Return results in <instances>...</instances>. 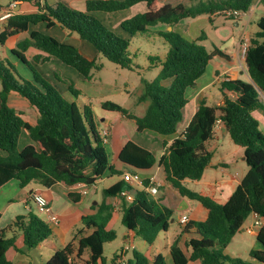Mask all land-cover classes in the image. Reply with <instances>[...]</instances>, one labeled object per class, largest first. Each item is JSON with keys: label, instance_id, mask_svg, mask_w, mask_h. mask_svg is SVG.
<instances>
[{"label": "trees", "instance_id": "obj_1", "mask_svg": "<svg viewBox=\"0 0 264 264\" xmlns=\"http://www.w3.org/2000/svg\"><path fill=\"white\" fill-rule=\"evenodd\" d=\"M17 1L29 2L36 11L14 13L7 19L0 32V45L11 36L27 32L31 25L42 23L48 28L58 25L68 34L88 42L97 52L95 57L88 58L77 47L33 30L11 50L14 58L28 71L29 78L24 77L9 60L0 59V151L3 153L0 154V187L10 180H17L20 188L29 184L50 188L57 183L90 187L106 171L118 175L109 165L105 142L95 128L90 107L80 108L75 101L64 98L33 64L55 58L86 81L92 80L93 71L101 69L102 65L97 63L99 56L121 68L131 69L129 38L114 33L92 13L118 12L145 3L146 11L119 24L121 30L133 36L147 33L157 24L173 28L183 19L202 15H208L212 20L214 13L234 20L233 11L246 13L252 4V0H87L85 10L78 11L63 3L47 5L41 0ZM255 24L257 31L249 39L243 61V69L251 82L239 78L220 81L218 89L223 97L222 103L209 106L202 101L180 136L170 143L163 142V154L159 158L132 141H127L118 155V160L130 167L129 172L148 170L154 165L163 167L166 182L178 195L196 201L206 211L205 220H190L180 225L179 234L169 247L172 264H187L189 261L264 264V226L256 235L261 249L249 253L254 262L230 258L224 253L250 215L264 220V135L253 116L260 106V95L255 86L264 95V17ZM156 34L169 48L163 58L149 57L152 63H159L160 72L152 81L142 80L143 90L136 101L146 104L143 113L137 116L111 101L102 102L101 108L133 121L137 132L148 130L170 136L176 133L182 122L187 89L195 86L215 56L223 57V54L217 48L208 52L202 45L185 40L172 29ZM30 47L40 52L32 57V61L25 56ZM55 77L59 79L57 75ZM166 80H169L168 86L164 85ZM67 89L75 98L82 95L73 83H67ZM11 94L18 95L35 110L34 124L25 121L22 113L9 106ZM216 119L221 120L233 144L243 149L248 167L225 203L190 190L182 183L200 180L210 165L212 153L205 143L213 136ZM22 131L27 132L32 143L19 150L18 139ZM142 185L145 189L147 182L142 181ZM144 191L123 179L104 189L96 214L82 218L83 228L92 231L79 238L75 251L69 243L55 251L44 264H74V260L80 259L86 250L89 252L86 264H105L103 245L117 237L116 232L108 228L115 208L108 200L115 197L119 201L123 227L131 235L152 244L161 232L168 230L174 209L158 201L148 202ZM68 197L74 202L78 199L71 193ZM8 231L15 233L7 237ZM16 233L21 236L26 251H30L48 239L52 231L47 223L32 213L16 218L0 230V264H11L6 252L15 246ZM184 234L197 236L186 242L188 257L178 245ZM131 253L127 264H149L142 252L132 248ZM112 262L115 264L116 256ZM153 264H165L164 258L157 255Z\"/></svg>", "mask_w": 264, "mask_h": 264}, {"label": "crops", "instance_id": "obj_2", "mask_svg": "<svg viewBox=\"0 0 264 264\" xmlns=\"http://www.w3.org/2000/svg\"><path fill=\"white\" fill-rule=\"evenodd\" d=\"M41 1L42 3L47 4V5L63 3L71 9L78 10V11H84L85 3L87 0H41ZM12 3L15 4L14 13L26 14V13H31V12L36 11V9L32 7L29 2L17 1V0H8V2L5 4L0 2V8H5ZM122 11L128 12L126 18L124 17L117 18L114 21H110L111 17H109V19L106 20L107 22H110L112 24V26H109V27L118 26L122 20L130 18L131 16L137 13H142L146 11V4L138 3L134 5L133 7L126 9V10H122ZM92 14L104 24L103 21L105 20L102 21L101 18L103 16L105 17V15H102V12H94ZM218 16H222V15L214 13L211 17L212 21ZM245 16L247 17V20L245 21L243 29L239 34V38L235 41V44H234L235 51L233 53L231 52L230 54L229 52H224L222 48L218 49L223 54L224 58L215 56L208 63L207 68H209L210 66V81L200 86L201 84L200 81L202 80L201 79L202 76H201L196 81V84L194 87L187 89L186 91L187 104L183 109V119H182L183 124L181 125L183 129L181 131L178 129L179 128L178 126L176 133L170 136H161V135H158L148 130H144L143 132L140 133L136 131L135 124L133 121L127 120L125 117L121 116L120 114H116V116L113 118L95 116V114L93 113L91 104H85V103L83 104V102H81L83 107L84 106L90 107L91 112H92L93 122H94L95 128L98 131V133L100 134V130L97 129L98 125L101 131L105 128L109 130L107 142L105 143V149L108 155L109 165H111V167L115 170L118 176H120V178L117 181L113 182L111 185L122 180L123 174L125 173L138 174L136 173L137 172L136 170L135 171L133 170V172H129L130 167L125 166L118 160V155L122 147L125 145L127 141H132L136 143L142 148L150 151L156 158H159L163 154V142L170 143L173 139L179 137L180 134L184 131L187 124L189 123L193 114L196 112L199 104L202 101L206 102V96L204 95V90L208 89L209 86L217 85L218 87V83L220 81L226 80L227 78H231V79L239 78L245 81H250L248 75L243 69L241 49H242L243 41H248L249 43V39L256 32L253 30L249 31L248 26L253 21L254 23H256V21L259 18L264 17V0H252V4L250 5L248 11L244 13L243 15H241L240 17L234 19L235 27L238 28L242 24V19H244ZM4 25H5V22H0V32L2 31ZM164 26L168 30L172 29L171 27H168L166 25ZM33 30H36V31L45 33L49 36H52L60 42L73 45L77 47L79 50L81 47L82 53L88 58H93L97 54L96 50L88 42L81 40L75 37L74 35L68 34L66 31L62 30L58 25H55L50 28L46 27V25L42 23L37 24V25H31L27 32L11 36L6 40L4 45H0L1 52H2V54L0 55V59L9 60L15 67L18 68L19 72L26 78H29L28 71L14 58V56L11 54V50L15 49L17 43L23 39H26L29 33ZM158 32H163V31L158 30ZM10 41H12L11 44H9ZM82 41L88 43L91 46V49L87 47L84 43H82ZM224 48L227 49L226 46H224ZM39 53H40L39 51L30 47L25 52V56L28 60L32 61L31 60L32 57ZM58 62L59 61L57 59L50 58L46 62H43V63L33 62V64L36 67V69L42 74L43 77L46 74H49L50 76H53L52 78L54 79L55 78L54 73L56 71V68L59 67L60 69H63L62 63L60 62L58 63ZM63 71L65 70L63 69ZM78 76L79 77H76V79L83 81V84H81L78 88L82 92V98H84L87 101H91L92 98L100 99L104 97V93L106 94V92L108 93L115 92L114 90L113 91L110 90V87L101 85L102 84L101 82L97 83L95 80L94 83L92 84L90 83V81L84 80V78L81 75H78ZM44 78L48 80L47 77H44ZM62 88L63 90H66L67 86L63 84ZM228 96L233 97L231 94H228ZM68 100L72 101L70 99ZM259 100H260V106L256 111L261 112L260 118L264 122V101L261 95H260ZM222 101H223V97L220 101H218L216 105L221 104ZM101 103L102 102H100V106H101ZM8 104L9 106L14 108L18 112L22 113V116L25 121H27L30 124L35 123L36 112L24 99H22L18 95L11 94L8 99ZM256 111H254L253 114L257 113ZM184 113H186L185 118H184ZM22 133H24L25 137H27L25 146L28 144H31L32 142L30 138L28 137L27 132L22 131L21 134ZM226 136H228V134L225 130L224 125H219L216 128V130L213 132L212 138L205 143V147L206 145L209 144L212 149L211 151L207 149L208 151L212 153V158H213L212 151H214L217 147H222L221 142L224 140ZM110 154L112 155V160H111ZM239 155L241 158H239L238 162H234L236 164L232 166H230L228 162L223 161V160L212 163V159H211L210 165L207 168L209 167L213 168V170L215 171V174H217L216 172H218L219 176H211L210 178H208L202 183L200 188H198L199 190H193V191L209 196L218 203H225L227 199L229 198V196L231 195V193L236 188V186L240 183V181L242 180V178L248 171V167L244 159V151L240 153ZM115 163L118 164L117 168L115 167ZM142 172H144L143 175H139V176L142 179V181L147 182V187L144 190L148 192L147 188L149 186L156 187L157 193L154 195L151 194V196L160 194V197L158 198L154 197L152 198V201H155V202L158 201L161 205L172 207L174 211L185 210L186 212L189 213L187 216L179 218V220L177 221L179 226L181 225L180 224L181 218H186L188 221L205 220L206 211L203 209V207L200 204L192 205V203H189L187 199L180 197L178 193L176 192V190H174L169 185V183L166 182L165 175L163 172V167L154 165L150 169L144 170ZM111 176L113 175H110V172L106 171L103 174L102 178L99 179L95 183V185L90 186V187L83 185V184L66 186L64 184L57 183L51 186L50 188H43L36 184H29L25 188H20L19 182L17 180H10L5 185L0 187V230L5 229L9 224H11L13 221H15L16 218L20 216H26L30 213L34 215H36L38 212L40 213V211L37 209L36 204L34 202L33 195L35 193H42L48 200L49 206L51 207L52 212L56 214L58 217L57 223H50L47 219V216L43 212H41L44 215L43 218L46 220L45 223L49 225L52 231L51 236L48 238V241L51 242L50 249L54 253L55 251L62 249L67 244L71 243L73 246V250L75 251L77 248V243H78L79 238L81 236L89 234L92 231L91 229L86 230L83 228L82 218L86 216L95 215L97 212V205L101 203L102 198H103V194H101L100 198H98V200H96L93 204H91V202L94 200L93 198L99 196V194L97 193L96 185L99 182H102L103 180H105L106 178L108 177L110 178ZM202 178H203V175L201 179ZM187 181H190V180H185L182 182L185 187H187L186 186ZM135 186L138 189L143 188L140 185H135ZM69 193L74 194L78 198L76 202L72 201L68 197ZM108 202L113 204L115 207L112 218L108 223V228H110L109 225L111 224L113 218L115 217L116 214L119 215L120 211H119L118 198L116 197L111 198L108 200ZM249 218H251L250 221H249ZM255 219H256L255 215L252 214L245 220L242 227L234 235L231 242L228 244V246L224 250V253H226V255L228 254V249L230 246L232 245L235 246L236 248L235 250L237 251L236 253H239V251L243 250L242 249L243 244L251 242L253 240L255 241V243L253 245L248 244V247L244 248L243 253H245L244 255L247 256L245 258L246 261L254 262V260H252L249 256L250 251L261 249L260 244L256 240V235H257L259 228H256L253 226V222ZM120 221H121V213H120ZM172 222H174L173 218H172ZM247 222H249L250 224L248 225ZM52 226H54V228H52ZM263 226H264V220H263ZM248 229H251V232H248L247 231ZM179 231L177 232L175 237L179 234ZM12 233H15V232L8 231L7 237H9ZM133 237L134 236L131 235L124 228L123 232L121 233L122 241L128 245L129 243L132 242ZM196 237L197 236L194 234H184L180 237L178 245L182 249L186 257L189 256V251L186 248V242L188 239L196 238ZM55 239H57V241H55ZM173 240H167L165 244V249H166L165 256L162 255L159 248H155L152 254H149V252L148 254H145L149 260V264H153V259L157 255H161L164 258L165 264H167L166 263L167 259L172 264L169 247ZM40 244L34 250L41 249L42 247L40 248ZM125 250L126 249L123 248L117 254L120 255V253H122L124 255ZM8 252H11L10 258H7L11 262V264H33L32 261L28 260V257L26 255L29 253V251H26L24 244L22 242V238L17 233H16L15 246L9 249L6 252V254ZM117 254H116V257L118 256ZM39 257L41 256L39 255ZM88 259H89V252L86 250L83 252L81 258L75 259L74 262L80 261L86 264ZM127 261L128 260H126L125 264H127ZM115 264H119L117 259H116ZM187 264H200V263L199 261H189Z\"/></svg>", "mask_w": 264, "mask_h": 264}, {"label": "rangeland", "instance_id": "obj_3", "mask_svg": "<svg viewBox=\"0 0 264 264\" xmlns=\"http://www.w3.org/2000/svg\"><path fill=\"white\" fill-rule=\"evenodd\" d=\"M1 3L5 4L8 2V0H0ZM128 12L126 11H119V12H113V13H107L102 12V15H105L101 18L104 24L107 25V27L112 26L110 22H107L106 20L110 18V21H114L117 18H126ZM224 16H218L215 19L210 20L208 15H202L196 18H190V19H183L178 24H176L172 30L181 35L185 40L189 42H195L196 44L202 45L208 52H212L215 48L221 49L224 52H231L233 53L235 51V41L239 38V34L243 29V26L245 24V21L247 20V17L245 16L244 19H242V24L237 28L235 27L234 20H230L227 18H223ZM113 30L114 33H116L119 36H122L124 38H129L130 45L128 48V56L132 60V67L129 68H121L118 65L108 61L106 58L99 56L97 59V63L102 65L100 70L93 71V80L90 81V83L101 82L103 86L110 87V90H114L115 92L104 93V97L102 98H92L91 101H87L84 98H82V95L78 97H73L72 94L66 90H63V84L67 86V83H73L74 87L79 89L78 87L83 84V81L77 80L76 77H79L78 73L67 66H64L62 64V68L55 67L56 71L54 73L58 76L59 79L56 77L53 79V76H50L49 74H46L44 77H47L49 82L53 84L57 90L62 94L64 98H67L75 101L76 104L81 108L83 107V104H91L93 113L95 116H101V117H109L113 118L116 116L117 113L106 111L101 108L100 102L104 101H111L115 102L125 108H127L130 112L133 114L139 116L143 113L145 108V103H137V98L141 94L143 90L142 80L152 81L154 80L157 75L160 72V65L157 61H154L153 63L151 60H149V57H159L163 58L166 54L169 46L168 44L156 33L158 30H162L163 32L170 31L168 30L164 25L157 24L155 26H152L149 28V31L145 34H136L133 36L128 35L123 30L120 29L119 25L115 27H109ZM248 30L257 31L256 24L254 21L248 26ZM202 39V40H199ZM224 42V43H223ZM12 41L9 42L11 44ZM87 47L91 49V46L82 41ZM226 46L227 49L224 48ZM80 47V51H81ZM82 52V51H81ZM2 54L1 48H0V55ZM59 63V62H58ZM61 63V62H60ZM36 68V67H35ZM59 68V69H58ZM202 80L200 81L201 85L206 84L210 81V66L206 69L205 73L202 75ZM47 80V79H46ZM47 80V81H48ZM79 81V82H78ZM87 83V82H85ZM164 85H169V80L164 81ZM198 89V88H197ZM80 90V89H79ZM204 95L206 96V103L209 106H214L222 99V94L220 90L218 89L217 85L209 86L208 89L204 90ZM264 101V99H263ZM257 113L253 114L254 118L258 121L259 129L264 135V122L260 118V111H256ZM186 116V113H184V118ZM97 122V121H96ZM183 122V120H182ZM180 123L179 130L181 131L183 127L181 125L183 123ZM98 125V123H97ZM101 129L98 125V128ZM26 138L24 133L20 134L18 139V149H22L26 144ZM222 147H217L213 152V162L218 161H226L229 163L230 166L235 165L238 162L240 157V153L243 152V149L241 147L236 146L233 144L229 136H226L224 140L221 142ZM208 150H212L210 145H206ZM0 154H3L0 151ZM111 155V154H110ZM112 160V155H111ZM117 163H115V167L117 168ZM232 171V170H231ZM138 175H143L144 172L137 171ZM213 170V168H207L205 173L203 174V178L200 181H187L186 186L192 190H199L202 183L210 178L211 176H219L218 172ZM109 178V177H108ZM106 178L102 182H99L96 185L97 193L99 194L98 197L93 198L94 200L91 202L93 204L98 198H100V195L103 193V189L109 187L113 182L117 181L120 176L113 175L109 179ZM135 186V185H134ZM141 189V188H140ZM142 190H144L142 188ZM145 193V191H144ZM146 194V200L148 202L152 201V198H158L160 197V194H157L155 196H151L149 193ZM189 203H192V205H197L198 203L196 201L188 200ZM189 213L185 210H178L174 211L173 219L174 222L169 223L168 231L167 232H161L153 244H147L146 242L142 241L141 239L134 236L132 238L131 244L127 245L125 242L122 241L121 233L124 230L123 225L120 221V213L119 215L116 214L113 218L110 226V229L114 230L116 232L117 237L112 240L111 242H107L103 245V257L105 260V264H113L112 260L116 256L117 253L120 252L121 249L125 248V254L122 253L117 254L118 256L116 259L120 262L119 264H125L126 260H129L132 255V248L134 247L136 250L142 252L143 254H152L155 248H159L162 255L165 256V244L167 240H173L177 232L180 230V226L177 223L180 217L187 216ZM37 217H39L42 221L46 222V220L43 218L44 215L40 212L36 214ZM251 218H249V221ZM50 224V223H49ZM249 225L250 223L247 222ZM54 228V226H52ZM57 241V239H55ZM51 242L47 240H44L40 244L39 250H30L29 253L26 255L28 257V260L32 261L33 264H44L53 254V251L50 249ZM255 241H251L248 243H245L242 245V249L248 247V244L253 245ZM235 246H230L228 249V256L230 258H241L244 259L247 257L244 255L243 250L239 251V253H236ZM11 252H8L6 254L7 258H10ZM226 254V253H225ZM39 255L41 257H39ZM167 264H171L169 260L166 261ZM74 264H85L84 262L75 261Z\"/></svg>", "mask_w": 264, "mask_h": 264}, {"label": "built area", "instance_id": "obj_4", "mask_svg": "<svg viewBox=\"0 0 264 264\" xmlns=\"http://www.w3.org/2000/svg\"><path fill=\"white\" fill-rule=\"evenodd\" d=\"M14 8H15L14 3L10 4L9 6H7L5 8H0V22H6L7 19H9L14 14ZM228 14H230V13H228ZM231 14L234 18H238L241 15H243L244 13H241L238 11H233ZM248 46H249L248 41H243L242 49H241V55H242L243 61H244L245 52H246V49L248 48ZM219 125H223V123L221 122L220 119H216V121L214 122L213 127H212L213 132L216 130V128ZM108 133H109V130L105 128L101 131V134H100L105 143L107 142ZM122 179L132 186L133 185H140L143 187L142 179L140 178V176L138 174L125 173V174H123ZM147 191L150 194L154 195L157 193V188L149 186L147 188ZM122 195H125V192H122ZM128 198L130 199V197H128ZM33 199H34V202L36 204L37 209L40 212H43L47 216V219L50 223H57L58 222L57 215L52 212L51 207L49 206L48 200L46 199V197L42 193H35L33 195ZM255 218L256 219L253 222V226L256 228L262 227L263 226V219H261L257 216H255ZM187 221L188 220L186 218H181L180 224H184ZM247 231L251 232V229H248ZM118 262H120L119 259H118Z\"/></svg>", "mask_w": 264, "mask_h": 264}, {"label": "water", "instance_id": "obj_5", "mask_svg": "<svg viewBox=\"0 0 264 264\" xmlns=\"http://www.w3.org/2000/svg\"><path fill=\"white\" fill-rule=\"evenodd\" d=\"M250 82H251V80H250ZM255 88L258 91V93L262 96V98L264 99V95L262 94L261 90L258 87H256V86H255ZM170 222H172V219L170 220Z\"/></svg>", "mask_w": 264, "mask_h": 264}]
</instances>
